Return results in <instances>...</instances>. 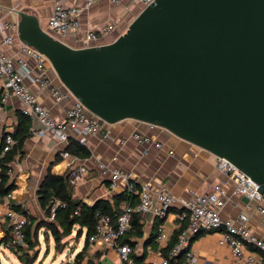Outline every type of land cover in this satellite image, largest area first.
Masks as SVG:
<instances>
[{"label": "water", "instance_id": "water-1", "mask_svg": "<svg viewBox=\"0 0 264 264\" xmlns=\"http://www.w3.org/2000/svg\"><path fill=\"white\" fill-rule=\"evenodd\" d=\"M16 15L18 39L89 113L162 127L226 158L264 198V0H153L112 41L87 47Z\"/></svg>", "mask_w": 264, "mask_h": 264}, {"label": "crops", "instance_id": "crops-1", "mask_svg": "<svg viewBox=\"0 0 264 264\" xmlns=\"http://www.w3.org/2000/svg\"><path fill=\"white\" fill-rule=\"evenodd\" d=\"M62 1L67 6L82 8L79 14L81 32L76 35L68 34L61 39L73 47L81 45L85 30L96 29L107 21L114 22L116 34L101 37L99 41L100 44L112 41L116 35L127 29L140 10V5L133 0H121L119 4H113L107 0H97L88 7H84L85 0ZM53 2L54 0L1 1L0 50L13 58L23 56L32 75L36 74L37 70L33 65V60L20 51L22 42L17 36L16 23L19 17L16 12L26 11L36 15L40 26L48 31L47 20L53 9ZM4 21H10L15 25V29L11 31L14 35L11 44H6L3 41L5 35L10 32L1 29V23ZM46 71L52 84L64 89L49 63ZM25 81L29 89L37 96L38 101L49 110L51 115L58 120H63L74 98L68 96L56 101L47 87L28 79ZM0 87L2 88L0 131L13 132L17 130L19 135H27L23 141L22 155L17 156L11 163L9 181L13 185L10 191L11 202L15 208L17 207L20 211H25L31 216V228L42 224L43 220H48L37 196L38 187L48 172L68 176V172L73 167L84 166L86 172L72 185V194L87 204L103 199L119 211L124 200L129 198L132 201L130 196H127L123 184L117 189H110L108 175L102 174L97 165L98 161H102L111 167H119L130 172L136 188L140 182L149 181L155 190L164 187L177 197H186L189 191L214 190L218 186L225 192L220 216L224 219L235 218L239 213L245 212L252 233L264 240V221L261 220L260 213L253 208L254 202L246 200V197L234 192L233 182L226 173L218 169L217 157L209 151L175 136L162 127L152 126L134 119H123L112 124L104 123L102 128H105L106 132L101 133L100 131L96 135L89 136L87 144L84 145L90 152L89 156L76 157L65 150L71 140L78 142L76 138L69 137L66 141H61L50 133L43 136L30 134L27 127L29 128L31 120L24 112L22 102L17 96L2 87L1 80ZM24 120L25 122L21 123ZM34 124L38 125L36 121ZM136 131L148 134L154 142L161 145L139 144L132 137ZM63 151H66L68 155L63 156ZM135 196L133 203L137 202V195ZM156 205L157 201L153 196L151 206ZM249 205L251 208H248ZM178 210L179 205H174L168 210L164 219H160L159 227L163 226L168 235L167 240L163 243H159L157 240L159 227L154 228V224L159 218L151 208L140 213L143 222V236L134 240L135 245L132 252L138 255L145 252L144 262L163 264L165 258L161 256L159 246L165 244L182 224L178 218ZM7 231V226L0 224V245H5L3 240L5 236L7 238ZM151 232L156 235L154 240L147 242ZM190 246L194 256L193 264H236L229 246L221 241L220 230L200 233ZM246 247L251 248L248 244ZM96 249L101 250V264H127L120 259L115 249H105L99 246ZM92 251H94L93 247L89 245L88 252ZM137 262L143 264V262ZM137 262L133 261L132 264Z\"/></svg>", "mask_w": 264, "mask_h": 264}, {"label": "built area", "instance_id": "built-area-1", "mask_svg": "<svg viewBox=\"0 0 264 264\" xmlns=\"http://www.w3.org/2000/svg\"><path fill=\"white\" fill-rule=\"evenodd\" d=\"M0 0V13L2 4ZM97 0H85L84 7L90 6ZM113 4H119L121 0H107ZM140 5V9L153 2V0H133ZM82 11L78 6H67L62 0H54L53 9L47 20L48 32L58 39H63L68 34H78L81 32L79 14ZM2 30L10 31L4 37L6 44H11L14 35L11 33L15 25L10 21L1 23ZM116 34L114 22L107 21L100 24L96 29H88L84 32V39L78 47L100 45V38L107 35ZM118 35L115 36V38ZM20 51L25 56L33 60V65L37 70L36 74H31L30 67L23 56L13 58L0 50V80L2 87L19 98L24 107V112L31 120L29 133L35 136L52 134L61 141H66L69 137H74L83 145L87 144L89 136L98 134L103 121L95 115L89 113L79 99L74 98L65 89L52 84L48 77L46 67L48 59L35 48L21 43ZM26 79L38 83L49 89L51 96L56 100H62L68 96L74 98L72 105L67 109L63 120H58L51 115L39 101L37 96L29 89ZM2 105H0V111ZM34 121L38 125L34 124ZM132 137L139 144H155L151 136L142 132H134ZM15 140L11 134H6L2 153L10 150ZM146 152V151H144ZM67 156L66 151L62 152ZM100 172L108 175L110 179V189H117L121 184L127 196L137 195V202L132 203L129 198L120 205L118 213L113 218L110 214H98V219L93 232L89 235L90 245L96 244L105 249H115L122 261L132 264V248L123 243V237L131 226L132 214L142 213L151 210L159 218L164 219L168 210L179 205L178 218L183 224L175 244L171 248V253L175 254L183 248H188L183 264H193L194 256L191 252V238H195L200 233L214 230L221 231V241L226 243L235 259L236 264H264V240L252 233L248 225V217L245 212L239 213L235 218H222L220 209L224 204L225 192L222 188L216 187L214 190L194 192L189 191L186 197H177L167 191L164 187L154 189L149 181H142L138 188L132 174L119 167H111L107 163L98 161ZM218 169L227 174L234 184V192L246 197L254 202L253 208L261 215L264 221V198L259 192L258 185L243 171L237 168L229 160L217 157ZM86 172L84 166H76L68 172V180L74 184ZM1 179V177H0ZM155 196L157 205L151 206L152 197ZM63 203L55 199L50 207L48 220L54 219L55 208ZM248 208H251L249 205ZM0 224L7 226V244L15 248L29 250V242L26 228L31 225V218L28 214L17 210L11 202V193H6L0 198ZM168 235L163 226L159 227L157 240L163 243ZM246 244L251 248L246 247ZM163 264H168L164 259Z\"/></svg>", "mask_w": 264, "mask_h": 264}, {"label": "trees", "instance_id": "trees-1", "mask_svg": "<svg viewBox=\"0 0 264 264\" xmlns=\"http://www.w3.org/2000/svg\"><path fill=\"white\" fill-rule=\"evenodd\" d=\"M2 88L0 87V97ZM21 121V123H24ZM29 131V128L27 127ZM6 134H11L15 140L12 148L4 153L2 149L4 146V139ZM27 135H19L17 130L13 132H7L5 130L0 131V198H2L6 193L10 192L13 188L12 183L9 181V172L11 168V163L15 160L17 156L22 155V145L24 138ZM66 151L72 155L80 158L89 156L90 152L86 146L80 144L76 140H71L65 148ZM72 185L68 176L66 175H56L48 172L37 190L38 202L42 209L45 210L46 215L50 213V207L55 199L60 200L63 205H58L55 208L54 219L53 220H43L42 224H38L35 229L44 227L45 233H50L53 237L55 244L60 242V239L64 236L70 235L73 231L75 236L80 237L83 235V246L82 248L74 254L72 261L68 264H101L100 255L101 250L95 249L92 252H87L89 248V235L93 232L95 224L98 219V214H110L113 218L118 213L117 209L110 206L106 200L98 199L92 204H87L83 200L76 198L72 194ZM135 195L130 196L131 202H134ZM17 210H19L16 207ZM179 211V210H178ZM26 214L25 211H22ZM30 218L31 216L28 215ZM160 219L155 222L154 228H158ZM32 225V218H31ZM31 225L27 226V239L29 242V249H32L38 244L37 239L32 240V233L30 232ZM183 228V224L175 231L168 241L159 246V252L162 257H164L168 264H183L185 261V254L187 252V247L181 249L175 254L171 253V248L175 244L180 231ZM156 233L151 232L147 238V242L154 240ZM143 236V222L142 217L139 212H134L132 214L131 226L129 230L123 237V243L128 244L131 248L135 245V239L141 238ZM194 240L191 238L189 245ZM5 245L7 244V238H4ZM12 248L18 255L19 260L23 264H31L34 259L28 255L29 250H23L15 248L13 246H8ZM132 260L134 262L140 261L143 264H152L151 262H144L145 252L138 255L134 252L131 253Z\"/></svg>", "mask_w": 264, "mask_h": 264}, {"label": "rangeland", "instance_id": "rangeland-1", "mask_svg": "<svg viewBox=\"0 0 264 264\" xmlns=\"http://www.w3.org/2000/svg\"><path fill=\"white\" fill-rule=\"evenodd\" d=\"M35 231V228H30L32 240L37 239L38 241V244L28 251V255L34 259L31 264H68L72 261L74 254L83 246V235L77 237L74 231L70 235L62 237L58 244H55L50 233H45L44 228ZM92 247L95 250L98 245L93 244ZM0 264L23 263L12 248L0 245Z\"/></svg>", "mask_w": 264, "mask_h": 264}]
</instances>
